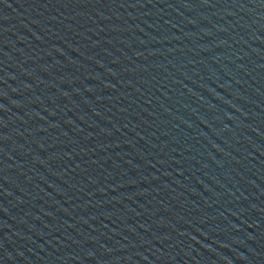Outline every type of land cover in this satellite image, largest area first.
<instances>
[{
	"label": "water",
	"instance_id": "obj_1",
	"mask_svg": "<svg viewBox=\"0 0 264 264\" xmlns=\"http://www.w3.org/2000/svg\"><path fill=\"white\" fill-rule=\"evenodd\" d=\"M0 264H264V0H0Z\"/></svg>",
	"mask_w": 264,
	"mask_h": 264
}]
</instances>
